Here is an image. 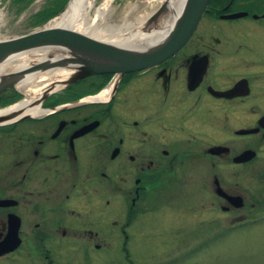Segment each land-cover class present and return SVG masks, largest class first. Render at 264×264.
I'll return each instance as SVG.
<instances>
[{
	"label": "flooded vegetation",
	"instance_id": "flooded-vegetation-1",
	"mask_svg": "<svg viewBox=\"0 0 264 264\" xmlns=\"http://www.w3.org/2000/svg\"><path fill=\"white\" fill-rule=\"evenodd\" d=\"M65 77L0 90V261L127 256L147 212L180 215L181 252L264 222V0H207L157 61Z\"/></svg>",
	"mask_w": 264,
	"mask_h": 264
},
{
	"label": "rangeland",
	"instance_id": "rangeland-1",
	"mask_svg": "<svg viewBox=\"0 0 264 264\" xmlns=\"http://www.w3.org/2000/svg\"><path fill=\"white\" fill-rule=\"evenodd\" d=\"M93 2V8L85 14L88 21L96 18L95 9L99 6L101 10L105 6L109 7L111 17L119 19L120 16H126L129 20L133 15H146L160 0ZM68 4L69 0H0V33L8 37L40 27L61 14ZM165 16L159 18L161 20H158V26L154 24L156 28L166 22ZM98 20L99 18H96L97 22ZM134 27L138 28V25ZM153 215L154 213L147 212L141 216L136 234L127 241V256L120 249L121 240L115 238L107 240L108 249L103 257L92 252L91 263L87 261V264H264V222L236 228L234 232L213 240L188 238L186 247L183 246L184 252H181V241L176 239L179 230L174 229V222L179 221L180 215L171 216L170 212L156 213L151 217ZM184 224H187L188 231L195 228V224L190 220ZM66 259L67 256L62 257L60 264H65ZM78 263V256L70 257L69 264ZM0 264L32 262L24 256L21 259L12 258L8 262L0 261Z\"/></svg>",
	"mask_w": 264,
	"mask_h": 264
},
{
	"label": "water",
	"instance_id": "water-1",
	"mask_svg": "<svg viewBox=\"0 0 264 264\" xmlns=\"http://www.w3.org/2000/svg\"><path fill=\"white\" fill-rule=\"evenodd\" d=\"M207 0H185L179 8L169 35L154 43L131 47L105 41L63 25H47L26 32L0 38V62L9 56L38 48L49 47V54L19 72H11L0 81V90L13 84L23 72L41 71L44 68L66 67L72 69L65 81L105 71H126L151 64L179 46L196 24ZM169 0H162L145 19V26L155 24L158 16L168 7ZM17 240L13 242V248ZM10 248V246L8 247Z\"/></svg>",
	"mask_w": 264,
	"mask_h": 264
},
{
	"label": "bare ground",
	"instance_id": "bare-ground-1",
	"mask_svg": "<svg viewBox=\"0 0 264 264\" xmlns=\"http://www.w3.org/2000/svg\"><path fill=\"white\" fill-rule=\"evenodd\" d=\"M181 2L182 0H169L167 10L160 15V17L163 18V16H165L169 12L164 17L166 22L163 23L160 27L156 28L159 23L157 22V25L155 27L153 26L152 28L145 30L143 29V22L149 12L146 15H133L129 20L126 18V16H120V18L118 19L111 17V9L109 7L105 6V8L101 10V6H99L95 9L96 18H99L98 22L96 21V18L91 21L86 20L85 14H87L88 11L93 8V0H69V4L64 9V11L58 16L49 20L46 24L63 25L99 39L131 47H142L147 46V44H151V42L153 41L156 42L157 40L162 38L167 28L172 24L177 11L181 7ZM135 25H138V28H135ZM2 37L4 36L0 33V38ZM51 50L52 49H50L49 47H38L15 53L0 62V72L3 70H10L16 67H20L28 62L39 61L45 58ZM32 72L35 71L23 72L17 76L18 80L16 81V86L24 92L27 84L29 86L26 87V90H35L37 86L36 83L41 79L45 80L53 76H60V78H63L69 73L67 68L59 67L55 69L51 68L50 70H43V72L40 71L38 73ZM17 104H19V101L9 107H16ZM3 111L4 109L0 110V112Z\"/></svg>",
	"mask_w": 264,
	"mask_h": 264
},
{
	"label": "trees",
	"instance_id": "trees-1",
	"mask_svg": "<svg viewBox=\"0 0 264 264\" xmlns=\"http://www.w3.org/2000/svg\"><path fill=\"white\" fill-rule=\"evenodd\" d=\"M59 6H60V5H59ZM59 6H58L57 8H59ZM57 8H56L55 10H57ZM52 11H53V10H52ZM52 11H51V12H52ZM51 12H50V13H51ZM50 13H48V14H50ZM53 13H54V12H53Z\"/></svg>",
	"mask_w": 264,
	"mask_h": 264
}]
</instances>
